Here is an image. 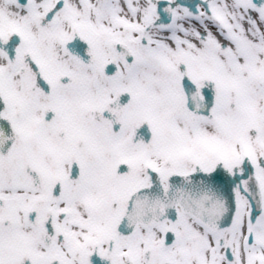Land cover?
<instances>
[{
	"label": "snow or ice",
	"instance_id": "snow-or-ice-1",
	"mask_svg": "<svg viewBox=\"0 0 264 264\" xmlns=\"http://www.w3.org/2000/svg\"><path fill=\"white\" fill-rule=\"evenodd\" d=\"M0 264H264V0H0Z\"/></svg>",
	"mask_w": 264,
	"mask_h": 264
}]
</instances>
